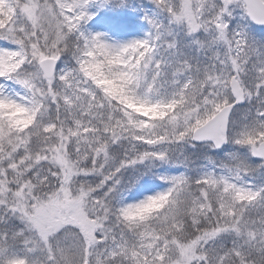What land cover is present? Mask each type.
I'll return each mask as SVG.
<instances>
[{"label":"snow or ice","instance_id":"1","mask_svg":"<svg viewBox=\"0 0 264 264\" xmlns=\"http://www.w3.org/2000/svg\"><path fill=\"white\" fill-rule=\"evenodd\" d=\"M0 264H264V0H0Z\"/></svg>","mask_w":264,"mask_h":264},{"label":"rangeland","instance_id":"2","mask_svg":"<svg viewBox=\"0 0 264 264\" xmlns=\"http://www.w3.org/2000/svg\"><path fill=\"white\" fill-rule=\"evenodd\" d=\"M99 27L103 28L104 26L103 25H100Z\"/></svg>","mask_w":264,"mask_h":264}]
</instances>
